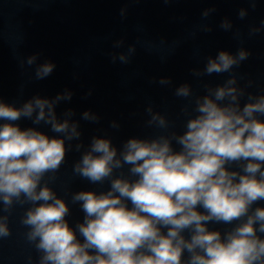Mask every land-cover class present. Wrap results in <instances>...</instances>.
<instances>
[{"label":"clouds","instance_id":"obj_1","mask_svg":"<svg viewBox=\"0 0 264 264\" xmlns=\"http://www.w3.org/2000/svg\"><path fill=\"white\" fill-rule=\"evenodd\" d=\"M223 26L230 24L225 21ZM248 56L244 49L235 55L220 51L194 74L230 73ZM38 57L33 54L26 63L36 64ZM119 59L127 62L128 57L122 53ZM54 69L51 61L40 63L36 79L47 78ZM160 83L170 81L162 78ZM175 94L193 95L187 83ZM245 95L231 75L195 98L197 115L186 121L182 134L131 137L120 149L110 138L93 136L73 172L92 184L107 180L110 188L99 194L84 190L72 194V203L84 213L76 230L66 220L68 203L44 181L50 173L49 180H54L65 162L71 147L66 141H78L82 135L79 122L72 120L73 110L64 112L63 119L56 112L58 104L71 100L72 92L65 90L51 99L36 95L19 107L0 96V204L5 211L14 203L32 205L21 223L29 228L28 241L41 253L39 264H264V207L253 208L264 201V119L259 118L264 116V94L248 93L241 107ZM147 111L149 126L169 129L165 116L151 107ZM183 111L190 115L187 107ZM21 119L49 125L57 135L22 128L17 123ZM82 119L98 122L99 117L86 110ZM112 127L119 125L113 122ZM83 147L75 145L76 151ZM125 165L135 179L122 172L114 177V171ZM232 165L240 170H230ZM7 219L0 215V238L11 235ZM234 222L223 234L208 227Z\"/></svg>","mask_w":264,"mask_h":264},{"label":"water","instance_id":"obj_2","mask_svg":"<svg viewBox=\"0 0 264 264\" xmlns=\"http://www.w3.org/2000/svg\"><path fill=\"white\" fill-rule=\"evenodd\" d=\"M225 21L230 27L223 26ZM130 48H134L131 53ZM240 49L249 56L230 73L194 74L202 72L208 58L220 51L235 55ZM122 53L127 62L119 59ZM33 54H39L38 60L29 66L26 60ZM45 61L53 62L55 69L38 80L36 67ZM231 75L246 92L241 107L248 93L264 94V0H0V96L19 107L36 95L51 99L65 90L72 92L71 100L58 104L56 112L63 119L64 112L73 110L72 120L79 122L82 135L78 141H66L71 147L65 162L54 180H49L50 173L44 181L68 203L66 220L74 230L83 222L84 213L79 204L72 203V194L82 190L99 194L110 188L107 180L92 184L73 172L93 136L110 138L120 149L131 137L182 134L186 121L197 115L195 98ZM162 78L170 83L161 84ZM185 83L193 95L178 97L176 88ZM149 107L167 118L168 130L148 125ZM185 107L190 115L183 111ZM86 110L97 114L98 122L82 119ZM113 122L119 127L113 128ZM17 123L57 135L43 123L35 125L29 119ZM77 143L84 145L80 151L75 149ZM172 143L179 151L180 146ZM230 170L240 169L232 165ZM121 172L135 179L129 176L127 165L115 170L114 177ZM29 207L14 203L5 211L0 204V215L7 216L11 232L0 238V264H39L41 253L28 241L29 228L21 223ZM255 207H264V201ZM234 226L235 222L208 225L222 234ZM184 235L188 237L187 232ZM77 238L83 242L78 231Z\"/></svg>","mask_w":264,"mask_h":264}]
</instances>
